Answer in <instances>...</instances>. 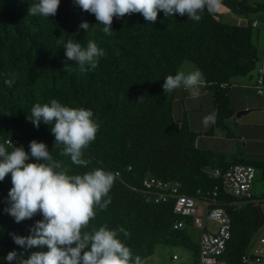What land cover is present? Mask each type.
Segmentation results:
<instances>
[{
    "label": "trees",
    "instance_id": "obj_1",
    "mask_svg": "<svg viewBox=\"0 0 264 264\" xmlns=\"http://www.w3.org/2000/svg\"><path fill=\"white\" fill-rule=\"evenodd\" d=\"M35 3L38 0H0V143L10 139L29 151L30 141L44 142L53 158L64 160L73 174L97 167L118 172L109 192L111 203L98 211L89 229L105 223L123 227L130 233L127 246L143 264L160 245L185 247L192 252L193 264H198V245L190 229H173V201L154 203L129 187L140 189L145 177H154L178 182L186 195L214 187L221 193V177L212 172L222 175L232 164L244 163L197 149V135L186 120L179 125L173 120L174 91L164 93L162 85L166 76L189 62L202 72L213 95L218 123L231 117L227 85L230 79L249 74L257 63L251 24L229 25L216 12L207 11L198 22L187 15L166 18L159 12L153 23L134 13L114 18L112 35L107 36L103 25L75 0H60L56 15L49 18L29 14ZM221 5L238 16L264 12V3L249 0H221ZM82 22L90 25L87 32L79 27ZM58 39L65 43L73 39L82 46L93 40L105 55L96 69L81 72L76 62L66 59ZM7 79L14 81L11 87L4 83ZM52 99L91 109L100 124L96 139L85 149V159L91 161L88 168L71 165L68 157L59 155L62 145H54L52 125L41 122L36 128L27 119L36 103ZM11 187L9 174L0 181V264H9L5 257L11 251L24 253L25 259L33 251H47L14 243L13 234L28 236L42 217L15 222L7 212ZM218 197L226 200L231 237L217 263L240 264L263 213L251 202L236 206L233 198Z\"/></svg>",
    "mask_w": 264,
    "mask_h": 264
},
{
    "label": "clouds",
    "instance_id": "obj_2",
    "mask_svg": "<svg viewBox=\"0 0 264 264\" xmlns=\"http://www.w3.org/2000/svg\"><path fill=\"white\" fill-rule=\"evenodd\" d=\"M75 3L95 16L107 36L112 35L114 18L139 13L154 23L158 13L163 12L166 18L187 15L198 22L205 11L213 13L221 7V0H75ZM59 5L60 0H38L30 6L29 14L49 18L56 15ZM79 27L87 32L90 25L82 22ZM57 42L64 44L66 59L76 62L81 72L96 69L105 55L104 49L93 40L86 46L73 39ZM203 82L199 69L179 70L164 78L162 88L164 93L185 88L198 95ZM4 83L11 87L14 81L7 79ZM93 117L91 109L70 107L52 99L49 103H36L27 119L36 128L41 122L52 125L54 145H62L59 155L68 157L71 165L88 168L91 161L85 159V149L96 139L100 128ZM215 120L213 112L202 122L207 127ZM28 148L25 151L23 145L15 146L10 139L0 143V181L10 174L12 187L8 192L7 212L15 222L38 214L42 217L35 221L28 236L13 234L14 243L24 249L46 247L47 251H33L27 259L24 253L11 251L5 257L9 264L13 261L17 264H143L141 257L127 246L130 233L123 227L110 228L105 223L89 229L98 211L106 210L111 203L109 192L119 173L97 167L73 174L64 160L53 158L44 142L32 140Z\"/></svg>",
    "mask_w": 264,
    "mask_h": 264
},
{
    "label": "crops",
    "instance_id": "obj_3",
    "mask_svg": "<svg viewBox=\"0 0 264 264\" xmlns=\"http://www.w3.org/2000/svg\"><path fill=\"white\" fill-rule=\"evenodd\" d=\"M221 14L218 15L230 19L231 23H226L229 25L250 23L252 26L256 23L255 27L252 26L251 34L257 53L255 69L245 76L230 79L227 99L232 116L223 122L217 121V106L205 82L200 85L198 95H193L191 90L185 88L174 90L172 116L178 125L186 120L190 131L197 135L194 141L197 149L223 156L226 161L252 164L256 170L251 188L252 196L264 198V94L259 95L254 89L256 68H264V12L249 16L231 15L227 12ZM194 68L182 64L179 70L187 72ZM213 112L216 114L215 123L205 127L203 118ZM148 264L161 263L153 255L148 259Z\"/></svg>",
    "mask_w": 264,
    "mask_h": 264
},
{
    "label": "built area",
    "instance_id": "obj_4",
    "mask_svg": "<svg viewBox=\"0 0 264 264\" xmlns=\"http://www.w3.org/2000/svg\"><path fill=\"white\" fill-rule=\"evenodd\" d=\"M253 27L256 23H253ZM264 60V56H263ZM225 85H222L224 87ZM254 89L257 94H264V68H256ZM255 168L250 164L235 163L220 175L219 170H214L215 177H221L220 189L214 187L210 191L197 190L194 195L180 192V184L175 181H162L154 177H145L139 191L154 203L173 201L172 213L175 216L173 229L199 231L198 239V264H218V258L223 254L231 237V220L224 209L226 200L233 198L236 206L251 202L261 209L264 217V198H254L251 188L255 179ZM208 222L215 223L216 227L209 228ZM214 226V225H212ZM172 261L177 260L174 255ZM240 264H264V219L255 230L249 246L241 256Z\"/></svg>",
    "mask_w": 264,
    "mask_h": 264
},
{
    "label": "rangeland",
    "instance_id": "obj_5",
    "mask_svg": "<svg viewBox=\"0 0 264 264\" xmlns=\"http://www.w3.org/2000/svg\"><path fill=\"white\" fill-rule=\"evenodd\" d=\"M254 2L258 3H264V0H249V3L252 4ZM218 13L220 16L222 15L221 13L227 12V14H233L230 11H228L224 6L221 5V7L215 11ZM234 16V15H233ZM222 21L224 23H231L230 19L227 17H221ZM184 65L191 66L192 68L193 65L189 62H184ZM212 225H214L213 229L216 227L215 223L213 222H208V227L212 228ZM190 236L192 241L195 244H198V239H199V231L197 230H190ZM176 256L177 260L171 261L172 256ZM154 259L156 261H160L161 264H193V256L192 252L185 247L181 246H158L155 253H154Z\"/></svg>",
    "mask_w": 264,
    "mask_h": 264
}]
</instances>
